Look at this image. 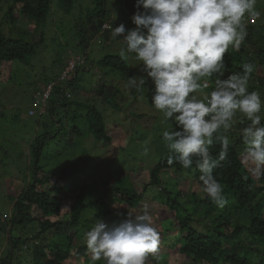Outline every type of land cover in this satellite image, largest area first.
I'll return each instance as SVG.
<instances>
[{
	"label": "trees",
	"instance_id": "obj_1",
	"mask_svg": "<svg viewBox=\"0 0 264 264\" xmlns=\"http://www.w3.org/2000/svg\"><path fill=\"white\" fill-rule=\"evenodd\" d=\"M104 1L0 0L6 23L11 25L26 16L33 25L27 28L34 27L33 31L24 30L23 35L13 36L0 24V72L4 62L26 61L38 52L39 45L46 40L45 25L54 4L68 13L73 12L77 3L88 4L80 19L70 26L63 25L68 30L62 27L65 34L70 30L75 32L77 45L84 47L81 55L86 56L84 64L71 78L61 81L68 85L71 96L64 94L63 84H56L49 113L38 115L33 125L35 133L30 134L29 142L21 144L20 152L29 159L30 177L18 194L11 197L13 211L9 221L0 219V230L8 228L9 236L7 257L1 258L0 264H23L25 260L19 255L25 247L32 250L28 264H90L86 242L78 243L82 229L89 230L95 221L87 216L89 211L111 222V218L120 219L116 217L121 213L142 212L145 206L153 216L160 237L158 258L149 257L148 264H264V176L252 175L249 166L241 164L240 157L244 148L241 129L247 121L241 123L237 118L227 133L220 131L231 141L227 158L214 170L227 199L220 207L203 191L195 165L184 169L178 162L169 164L170 154L162 139V129L173 127L172 122H165L160 112L135 109L147 107L141 102L142 93L145 94L150 82L153 90L152 80L149 78L140 92L128 91L125 89L128 77L139 76L138 68L123 61L118 52H109L91 61L89 39L109 31L102 29L107 14ZM134 1L127 0L126 5ZM255 7L258 11L264 5L260 2ZM97 16L103 18L99 23ZM261 17L262 21H254V16L246 17L248 35L239 51L229 49L225 62L229 72H241L244 63L252 62L255 71L249 90L259 91L264 98L263 10ZM31 33L39 37L34 40ZM69 55H56L54 64H60L61 71ZM95 67L101 74L95 72ZM60 73L52 76V80ZM88 75L92 78L90 86L83 82ZM143 75L142 72L140 76ZM213 88L214 78H210L206 91ZM79 90L86 95L81 97ZM134 104L135 108H131ZM110 110L116 115H130L143 126L131 124L133 131L127 130L121 135V140L128 139L129 144L112 151L110 170L102 174L98 170L99 158L91 154L87 142L112 144L114 136L108 125ZM159 118L163 119L158 122ZM147 129L152 130L150 144L146 143ZM137 138L143 148L152 149L145 148L139 153L138 142L133 146ZM220 147L219 141L214 140L210 147L213 158L218 157ZM171 171L175 177L169 176ZM144 173L146 176L139 183ZM101 187L102 193L95 196ZM255 197L257 200L253 202ZM180 257L184 258L181 263L171 262L170 258ZM95 264H104V261Z\"/></svg>",
	"mask_w": 264,
	"mask_h": 264
},
{
	"label": "clouds",
	"instance_id": "obj_2",
	"mask_svg": "<svg viewBox=\"0 0 264 264\" xmlns=\"http://www.w3.org/2000/svg\"><path fill=\"white\" fill-rule=\"evenodd\" d=\"M256 4L257 0H136L131 16L135 27L102 25L113 39L123 37L117 55L146 74L129 76L125 89L140 92L149 78L154 83L151 103L165 122L174 125L162 129L169 164L175 161L184 169L195 165L203 191L220 207L227 199L214 170L227 158L231 144L220 131L227 133L237 118L247 121L241 129V164L249 166L252 175L264 176V98L259 91L249 90L255 65L247 62L241 72H229L225 62L229 49L239 51L248 35L246 17L260 15ZM69 57L47 86L71 78L74 72L59 79ZM210 78H214V88L206 91ZM47 86L35 95V106L44 109L42 114L52 96L42 107ZM63 90L71 96L66 83ZM214 140L221 146L217 158L210 152ZM120 216L111 222L95 218L84 233L90 264H148L149 257L158 258L160 237L148 207Z\"/></svg>",
	"mask_w": 264,
	"mask_h": 264
},
{
	"label": "rangeland",
	"instance_id": "obj_3",
	"mask_svg": "<svg viewBox=\"0 0 264 264\" xmlns=\"http://www.w3.org/2000/svg\"><path fill=\"white\" fill-rule=\"evenodd\" d=\"M90 3L91 0H88ZM95 1V0H94ZM259 1V2H258ZM104 7L107 9V14L104 19L105 22H109L112 27L119 26V24L123 23L126 29H131L135 27L131 20L132 14L136 11L135 5L136 0L132 5H126L127 0H105ZM264 5V0H257V5ZM87 2L77 3L73 12L68 13L66 9H62L60 7H56L55 4L52 8V11L49 15V19L46 22L45 30H46V40L42 45H39L38 52L28 58L26 61H8L4 62L1 65L0 72V219L8 220L12 215L13 211V200L11 197H15L18 192L23 188V186L28 183V179L30 177L29 171V159L27 156L20 152L22 150L21 144L30 141V134L33 135L34 132V121L38 117L36 115L39 112V116L42 115L41 112H44V109L40 111V108L35 106V95L39 91H42L46 86L48 80H52L56 73H60V64H54L55 58H57V54L68 55V53H72L71 50H75L77 53L82 54L84 52V47L82 45H77L78 40L75 36V32L70 30L63 32L62 27L65 30H68L67 27L63 26L65 24L69 25L75 22L77 19H80L81 13H86ZM93 6V4H92ZM99 8V7H98ZM261 8V7H260ZM263 9H259L260 16H254V21H262L261 11ZM103 18L97 16V23L101 22ZM264 20V19H263ZM250 21V20H249ZM247 26L249 25L248 19L245 20ZM0 24H2L3 30L13 36H19L24 34V30L33 31L32 24L30 23L28 17L23 16L21 20H17L15 23H11V25L3 19V12L0 11ZM29 26V28H27ZM35 38H38L37 33H31ZM28 38L30 36L26 35ZM31 38V37H30ZM91 39V40H90ZM89 39V48L88 53L91 61L93 59H98L102 55H105L109 52H119L120 48L124 45L123 37H117L113 39L111 37L110 31H102L92 38ZM74 52V53H76ZM65 57V56H64ZM66 59V58H65ZM64 59V60H65ZM54 65V68L52 66ZM134 69L138 68L139 76L142 74L140 70V66H132ZM95 72L101 71L94 68ZM12 74V78L10 79V75ZM146 75L145 73H143ZM49 78H47V77ZM9 78V80H7ZM91 76H85L83 82L85 85L90 86ZM151 83V82H150ZM149 88H145L144 93H142L143 99H141L144 104H147L146 108H135V104L131 105V108H135L138 111L146 112H157L154 106L151 103V95L152 91L151 86ZM154 89V88H153ZM80 96L86 95L82 90H79ZM82 94V95H81ZM49 103H51L49 101ZM50 105V104H49ZM36 110V112H35ZM35 113V115H33ZM49 113V108L44 114ZM161 113V112H160ZM107 115V114H106ZM108 115L110 116L109 120V128L114 136V141L109 146H102V144H98L93 141H88L91 154L96 155L99 158L98 162L100 163V167L98 168L99 172L104 174L107 170H110L109 164L113 163L111 156L114 155L112 151L116 148L121 147L122 144L127 145V140H121V135L127 130L131 133L133 131V125L135 127H139V125L143 126V123H136L133 121L132 116L126 115L124 113L114 114L112 110L108 111ZM107 115V118H108ZM163 118H159L158 122ZM116 120H122L121 123H116ZM116 123V124H115ZM156 123V122H155ZM147 135L146 143L151 142L152 138V130L147 129L145 131ZM140 136H138L139 138ZM133 142V146L136 142H138L139 153L145 151V148L142 146V142L138 141ZM129 144V143H128ZM150 147V146H148ZM152 148H147L150 150ZM146 150V151H147ZM10 151V152H9ZM14 156H17V160ZM21 159V161H20ZM106 160V161H105ZM20 161V164L18 163ZM18 164L20 167H18ZM146 173V172H145ZM143 174L138 180L139 183H142L146 174ZM169 176H173V172L168 173ZM103 187L97 192L95 196H98L102 193ZM257 198H254L255 202ZM89 211V210H88ZM89 218H101L102 216H96L92 210L89 211L87 215ZM121 216H117L119 218ZM105 219V218H104ZM109 219V218H108ZM87 221V218L84 219ZM113 221V218H111ZM86 230L82 229L80 234L81 239L78 243L85 242L84 233ZM8 228L4 230H0V259L6 258L8 253L9 246V236L7 235ZM14 235H17V232L14 231ZM26 248V247H25ZM24 248V252L21 251L19 258L21 260H25L23 264H28L29 259L32 257V250H28ZM76 249V247L74 248ZM168 253V252H166ZM172 263H181L184 258H170ZM179 261V262H178Z\"/></svg>",
	"mask_w": 264,
	"mask_h": 264
},
{
	"label": "built area",
	"instance_id": "obj_4",
	"mask_svg": "<svg viewBox=\"0 0 264 264\" xmlns=\"http://www.w3.org/2000/svg\"><path fill=\"white\" fill-rule=\"evenodd\" d=\"M107 24V25H111L109 23H104V25ZM104 28V27H103ZM105 29V28H104ZM85 59H86V56H83V55H75V54H72L68 61H67V65H66V68L64 69V71L62 72L61 74V77L59 79L61 80H64L66 78H68L69 74H71L72 72H75V70L82 64H84L85 62ZM55 85V82H52L51 84H49L47 86V88L44 90L43 92V97H42V107H44L46 105V100L48 98H50L51 94H52V91H53V87ZM40 103L39 100H37V104Z\"/></svg>",
	"mask_w": 264,
	"mask_h": 264
}]
</instances>
